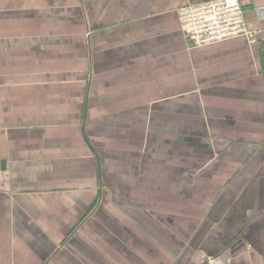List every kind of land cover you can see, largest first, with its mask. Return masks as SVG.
I'll return each mask as SVG.
<instances>
[{"label": "crops", "instance_id": "obj_1", "mask_svg": "<svg viewBox=\"0 0 264 264\" xmlns=\"http://www.w3.org/2000/svg\"><path fill=\"white\" fill-rule=\"evenodd\" d=\"M209 1L0 0V264H264V0Z\"/></svg>", "mask_w": 264, "mask_h": 264}, {"label": "built area", "instance_id": "obj_2", "mask_svg": "<svg viewBox=\"0 0 264 264\" xmlns=\"http://www.w3.org/2000/svg\"><path fill=\"white\" fill-rule=\"evenodd\" d=\"M248 0H212L188 5L179 13L181 30L195 46L218 43L238 37L255 41L245 20L244 3ZM203 264H225L208 258Z\"/></svg>", "mask_w": 264, "mask_h": 264}]
</instances>
